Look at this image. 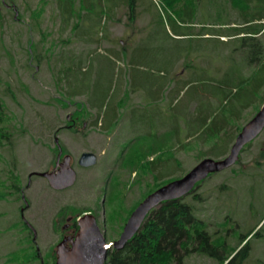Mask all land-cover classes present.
Segmentation results:
<instances>
[{"label":"rangeland","instance_id":"374dc122","mask_svg":"<svg viewBox=\"0 0 264 264\" xmlns=\"http://www.w3.org/2000/svg\"><path fill=\"white\" fill-rule=\"evenodd\" d=\"M80 1L72 0L71 4L78 13L64 24V14L60 13L58 0H0V125L6 124L9 133L7 142L0 144V192L6 193L4 197L0 196V264H23L21 258L7 259L9 254L6 253L18 249L17 247L27 250L39 248L41 254L55 248L58 234L52 231V226L63 206L74 208L71 213L68 210L64 215L83 208L90 210L96 215L106 240L116 239L128 209L146 192L153 180L152 175L139 170H121L118 178L115 176L117 165L125 163L122 157L132 142V139L127 143L122 142L128 140L125 137L127 125L138 128L136 124L141 119L140 114L147 107V101H140V96L134 98L130 93L127 94L124 107L131 105L130 108L119 109L117 122L107 132L89 126L87 121L80 133H72L70 128L63 125H66V116L75 105H81L82 102L84 110L89 111L86 100L88 97L101 101L102 94L113 80L114 72H119L118 69L122 73L127 72L124 78H130L128 58L147 64V59L159 52V48L165 44L162 41L165 38L162 31L165 32L166 29L169 32L171 21L162 13L164 4L161 0H137V16L133 20L128 18L126 5L120 3L110 10L111 2L106 1V5L101 8L109 18L105 13L101 15V21L106 27L100 29L96 13L89 14L87 19L83 18L88 11L80 9ZM202 5L200 17L206 19L211 9L210 3L203 0ZM35 9L40 12H34ZM198 19L197 16L192 27L195 32L200 27L196 23ZM73 25L76 26L72 28ZM83 32L94 41H84ZM259 35L261 32L257 37ZM237 36L231 35V39ZM218 37L181 40L179 44L183 43L187 47L192 44L191 47L199 49L181 58V61L198 64L202 69H196L194 76L203 80L207 76L221 77L233 68H239L247 74L253 68L246 63L247 53L235 49L234 41L225 44L223 40L229 37ZM167 41L169 45L175 42V46L180 48L176 41ZM86 50H92L100 63L88 67L89 81L78 85V90L86 92L73 98L65 91L64 86L62 89L58 86L57 72L65 64L72 63H64L63 55H78L80 51ZM112 50L121 57L118 63L115 61L112 64L108 60ZM182 63L172 67L169 88L173 83L175 85L176 78L191 77L192 68L184 67ZM84 66L83 64L82 67ZM138 76L141 77L139 73L134 76L135 82ZM202 85L205 89L207 85L211 86L204 83ZM131 87L129 80L128 88ZM167 92L168 90L163 93L165 100L157 105L161 110L157 111L154 107V113L170 112L165 98L168 96ZM193 92V87L182 91L174 108L179 110L184 103L186 106L187 101V111H192L196 102ZM116 93L119 94V87H115L111 96L112 103H117ZM174 94L175 92L172 93ZM242 98L243 96L239 97V101L235 102L240 103ZM70 100L80 103L70 104ZM90 111L94 113V110ZM251 112V107H248L242 113V121ZM79 116L77 112L76 117ZM83 122H80V127ZM55 132L65 153L71 155L70 164L77 171V179L73 185L55 190L49 187L44 177L34 175L29 188L23 191L29 207L22 211L24 201L21 199V192L12 193L8 185L18 181L19 186L24 189L29 172L44 171L52 167L57 153L53 140ZM196 135L194 132L186 135L181 141L183 145L175 141L174 148L171 144H162L170 149V152L166 151L167 154H175L174 157L179 161V165L174 160L167 163L163 180L179 178L205 154L203 149L210 143H192ZM187 145H192L193 148L188 149ZM172 149L176 152L171 151ZM83 151L96 154L97 160L93 165L81 167L77 164V158ZM219 154L218 148L209 157L218 158ZM240 158L241 162L234 164L233 170L222 169L202 181L196 189L201 200H193L191 194L184 195L183 200L193 204V214L207 223L211 237L222 236L229 246L238 245L241 240L239 237L253 229L245 240L248 255L242 264H264V129L240 153ZM117 190L121 191L119 204L108 198L110 191ZM114 209L115 214L112 213ZM22 214L35 225L38 245L30 240L31 235L23 224ZM56 226L57 229L60 228V225ZM216 262L215 257L193 253L186 256L182 264ZM31 264H38V261Z\"/></svg>","mask_w":264,"mask_h":264},{"label":"trees","instance_id":"16d2710c","mask_svg":"<svg viewBox=\"0 0 264 264\" xmlns=\"http://www.w3.org/2000/svg\"><path fill=\"white\" fill-rule=\"evenodd\" d=\"M106 1L111 2L110 10H113V7H116L120 3L126 5L130 20H133L137 16V0H98L97 2L81 0L80 9L85 12L88 11V14L83 15V18L87 19L90 16L89 14L96 13L98 17L97 21L101 24L100 29L102 27L104 28V26L106 27V24L101 21V15L105 13L101 6L104 7ZM161 1L164 4L162 13L171 21L169 32L166 29H164L165 32L162 31L165 37L162 41L165 44H162L159 52H155L154 55H151L147 59V64L140 63L142 61L139 63L135 62L130 57V65L137 69L141 76H138L136 82L141 78V81L146 83L152 78L157 86L163 88L161 94L156 95L150 101L155 106L165 100L163 98L164 91L168 90L167 93H170V102H177L179 100L178 95L182 91L185 92L188 88L193 87L195 91L193 92V96L195 95L196 102L192 111H189V114L193 121L192 124L195 123V127L193 128L189 123V128H192V133L196 131L198 133L193 138L192 143L195 141H200L203 144L210 143L208 147L206 146L207 149L206 147L203 149L205 154L201 158L209 156L210 153H213L218 148L220 153L219 157L223 156L227 153L242 125L257 112L264 101V30H262L264 27V0H208L211 9H209V15L206 19L200 17L203 9V0ZM71 3L72 0H58V4L61 7L60 13L64 14V24H67L70 18L72 16L74 17L76 13ZM35 11L36 13L40 12L39 9H35ZM105 16L109 18V15L106 13ZM197 16L199 19L196 23H199L200 27L195 32V30H192V27ZM74 26L76 25H73L72 28ZM260 32L261 35L257 37V34ZM231 35L238 36L231 39ZM83 36L84 38L87 36L86 32H83ZM218 36L229 37L227 40H223L225 44L228 45L234 41L235 49H240L244 53H247L246 63L253 67L247 74H244L243 70H239V68L236 70L233 68L227 70L229 72L221 77L207 76L203 80L202 78L194 76L196 69H202L198 64H196V67L192 62L188 63L186 60L181 61V58L189 56L194 51L199 50L191 47L192 44L188 47L187 45L184 46L183 43L179 44L181 40L200 37L219 38ZM87 37L86 40L91 41L92 37L90 35ZM170 39L176 41L180 48L175 46V42L169 45L167 40ZM179 62H183L184 67L192 68V78H176L174 89L172 87L169 88L170 76L173 73L172 67ZM70 67H75L76 70L63 72L60 70L57 72L58 76H56V80L61 89L64 86L65 91L75 98L78 94L86 92L83 89L78 90V85L87 84L90 79V73L87 70L80 71L82 70L80 63H71ZM65 72L69 77H65V82H63L60 76ZM75 72L83 74L81 80H79ZM131 82L135 83L134 77L131 78ZM144 83L139 82V85L135 84V86H138L137 88L143 86L142 88H144L146 87ZM203 83L210 84L211 86L207 85L205 89L202 85ZM113 85V80L108 83V87H106L102 94L101 101L98 102L95 98L90 101L89 97L86 99L88 100V104L95 105L88 108L89 111L84 110V104L82 102L70 100V104L80 103L81 105H75L71 113L70 122L68 121L66 123L72 127H78L80 122L87 121L89 126H93L104 132H107L110 128L112 129L119 118L120 114L118 111L124 107V99L128 97L127 94H124V96L120 95L122 98L121 102L112 103L111 96L115 90V88L113 89ZM130 91L128 90V93ZM120 92L121 90H119V94ZM173 92H175L174 95H172ZM119 94L116 93V99L119 98ZM242 96L243 98L240 103L235 102V100L239 101V97ZM236 103H238V106H236ZM187 105L188 102L186 101ZM130 106L128 105L127 109ZM174 106H171L170 113L172 114L177 113V109ZM248 107H251V115L242 121V113ZM90 110H94V113ZM77 112L80 114L79 117H76ZM155 115L159 116V113L156 112ZM1 120L2 109L0 106V122ZM159 124L163 125L162 123ZM6 128V124L0 125V144L8 140L9 133ZM172 134V138L169 137L168 140H164L160 138L158 132H154L152 135L145 133L134 137L132 142L129 143L131 146L126 148L124 157H122L125 163L123 165H117L115 176L118 178L121 170L131 172L139 170L140 172L145 171L152 175L153 180L147 186L148 189L146 192H143L136 203L128 209L125 221L131 211L149 192L169 181L162 179V175L166 171L165 166L167 163L170 160H174L179 165V161L174 157L175 154L168 155L167 153L170 152V149L165 145L162 146V144H171L174 148L175 141H172L173 136L178 134V128L172 130ZM146 140H149L150 143L146 142ZM138 141H140L139 144H137ZM177 142L182 144L178 138ZM251 142H248L241 149V152L246 150L251 145ZM135 145L139 146L135 147ZM191 146L187 145V148L192 149L193 146ZM171 151L176 152L174 149ZM151 155L152 159L149 158ZM239 162H241L240 157L235 164ZM233 166L229 169L233 170ZM211 175L209 174L207 177ZM201 183L198 182L196 188L189 192L193 200L202 199L200 194L196 192V189ZM8 188L11 189L12 193H18L22 187L16 181L8 185ZM8 193L10 192L8 191ZM5 194L0 192L1 197H4ZM119 194H121L120 190L116 192L110 191L108 198L112 202L116 201L118 203L121 198ZM183 199L184 196L165 200L157 207L152 208L143 220L139 230L122 248H111L108 250L106 264H182L185 257L193 253L215 257L217 258L216 264H242L248 255L245 240L253 229L248 234L239 237L241 240L238 245L229 246L224 237H211V234L207 230V223L196 217L192 211L194 208L193 204ZM68 210L71 213L74 208L63 206L60 208V213L65 214ZM81 211H84V208L79 213ZM112 213L115 214V209ZM17 248L14 251L6 253V255L9 254L7 257L8 260L21 258L23 264H31L34 261H38V264H50L56 257L54 248L49 249L44 254H41L35 248L32 250H27L22 247Z\"/></svg>","mask_w":264,"mask_h":264},{"label":"water","instance_id":"95a60500","mask_svg":"<svg viewBox=\"0 0 264 264\" xmlns=\"http://www.w3.org/2000/svg\"><path fill=\"white\" fill-rule=\"evenodd\" d=\"M264 128V101L257 112L241 127L236 134L229 151L220 158L204 157L181 177L170 180L148 193L131 211L118 238L107 241L101 232L96 218L86 213L79 219V228L75 237L66 246L64 240L55 246L56 259L54 264H104L107 252L111 248L120 249L139 230L148 212L157 207L162 201L182 197L188 194L197 182L203 180L210 173L232 166L238 159L241 148L255 138ZM59 151L60 145L55 138ZM59 153L57 154L55 169L51 171L33 172L47 179L49 185L55 189H63L74 184L76 171L69 163V156L57 168ZM97 160L95 153L83 151L78 159L81 166L93 165ZM32 174V173H31ZM24 210L27 201L24 194ZM23 217V215H22Z\"/></svg>","mask_w":264,"mask_h":264},{"label":"crops","instance_id":"0c3cea01","mask_svg":"<svg viewBox=\"0 0 264 264\" xmlns=\"http://www.w3.org/2000/svg\"><path fill=\"white\" fill-rule=\"evenodd\" d=\"M84 41H89L86 40V38L82 37ZM93 50V49H92ZM90 50H86V51H80L78 53V55H63L62 60L64 61V63H67V61H70L74 64L80 63L81 67L84 64L85 66L82 67V70L80 71H85L88 69V67H93L95 64L99 65L100 60L98 58H96L94 56L93 51ZM109 57L108 60L110 63L114 64L113 62L116 61V63H118L120 61V56L118 55V52H116L115 50H112L111 52H109ZM66 61V62H65ZM71 64H65L62 68L61 71H69V70H76L75 67H70ZM127 65L129 66V71H130V78H124V76H126L127 72L122 73V71H120L119 69L117 71L119 72H114V78H113V83H114V88L117 87V85H119V90H121L120 94H119V98L116 100V102H121V96L124 94H128V90L130 91V94L132 97L136 98V96H140L142 98V100L140 101H147L146 104V110L140 114V121L136 124L138 126V128H131L129 127L127 124V131L125 135V137L128 138V140H123L122 142H127L131 139H133L134 137H137L139 135H143L145 133H147L148 135H152L154 132H158L160 138H163L164 140H168L169 137L172 138V130H174L175 128H178V134L175 136H173V141H177V138L179 139V141L181 142L182 139L191 133L192 128H189V123L192 125V127H195V123L192 124V119L190 117L189 112L187 111V109L185 108V105H181L180 109H177V113H161L159 114V116L155 115V108L157 111L161 110L159 107L155 106L154 104H152L150 101L153 100V98L156 95H160L161 92L163 91V88H161L160 86H157L152 78L150 81L144 83L141 81V78H139L138 82H131V78L134 77L135 75H137L138 70L135 69L134 67H132L130 65V58H128L127 60ZM137 72V73H136ZM76 75L79 77V80H81L82 75L83 74H78L77 72H75ZM123 76V77H122ZM60 77H62L63 82H65V77H69L67 75V73H63ZM138 77H136L137 80ZM129 80H130V84H131V88H128V84H129ZM140 83H144L146 84V87L142 88L139 86V88H137L138 86H135V84L139 85ZM172 88L174 89V83L172 84ZM171 89V90H173ZM93 91H91L92 93ZM121 95V96H120ZM167 97L166 98V103L169 107V109L171 110V106L176 105L177 102H170L171 100V96L170 93H167ZM93 97V96H92ZM150 97V98H149ZM178 97V96H177ZM95 97L91 98L90 101L92 99H94ZM164 98V96H163ZM149 101V102H148ZM90 104V103H89ZM91 106H95L93 104H90ZM128 108V106L126 105L124 108ZM155 107V108H154ZM156 111V112H157ZM158 117V118H156ZM159 123H162L163 125H160ZM149 127V128H148ZM171 132V135H170ZM177 132V131H176ZM198 131L194 132V134H197ZM146 142H149V140H146ZM138 143H140V141H138ZM146 144V143H145Z\"/></svg>","mask_w":264,"mask_h":264},{"label":"flooded vegetation","instance_id":"af4514ba","mask_svg":"<svg viewBox=\"0 0 264 264\" xmlns=\"http://www.w3.org/2000/svg\"><path fill=\"white\" fill-rule=\"evenodd\" d=\"M69 119H71V115H70V118ZM82 129H83L82 127H75V128H72L71 130H72V133H80V131H83ZM56 136H57V134L53 133V138L54 139H55ZM58 153H59V159H58V163H57V168H59L60 164L63 162V160L66 157L68 158V156H69V161H70L71 155L65 153V150H63V148L61 147V150L60 151H59V149L57 150L56 157H55V161H54V164L52 165V167L50 169H47V170H44V171H51V170L55 169L56 158H57V154ZM79 156L77 158V162H78ZM75 171H76V169H75ZM31 172H33V171H31ZM31 172L28 173V176H27V184L25 185L24 189H21L22 191H24L25 189L29 188V186L31 185V179H32V177L34 175H37V174H32L31 175L30 174ZM76 175H77V171H76ZM44 179L46 180L45 177H44ZM47 184L49 185L48 181H47ZM49 187L52 188L50 185H49ZM52 189H55V188H52ZM27 203H28V201H27ZM28 207H29V203L27 204V207L25 209H28ZM86 213H91L96 218V215L93 212H91L90 210H86V209L84 211H81L80 213H79V211L76 210L72 214H66V215H64L62 213H59V215L56 216V219H55L54 224L52 226V231H54L55 233L58 234L57 243L60 242L61 240H64V244L66 246H69L70 245V241L75 237V235L77 233V230L79 228V225H80L79 219L82 220L85 217L83 215L86 214ZM96 221H97V224L100 225L99 224V221L97 220V218H96ZM104 222H105V220H104ZM24 225L26 226L27 231L31 235L30 240L35 245H38V242H37L38 232H37V229H36L35 225H33L29 221V219H27V218L24 219ZM56 225H60V228L57 229V226ZM100 230H101V232L104 235V230L101 229V228H100ZM118 236H119V234H118ZM55 259H56V257H55ZM54 261L52 263H50V264H53Z\"/></svg>","mask_w":264,"mask_h":264}]
</instances>
